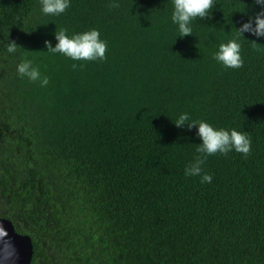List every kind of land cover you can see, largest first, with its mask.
I'll return each mask as SVG.
<instances>
[{"label":"trees","instance_id":"obj_1","mask_svg":"<svg viewBox=\"0 0 264 264\" xmlns=\"http://www.w3.org/2000/svg\"><path fill=\"white\" fill-rule=\"evenodd\" d=\"M171 11L71 0L47 16L40 0H0V219L30 237L29 264H264V38L236 31L261 8L214 0L183 38ZM61 28L97 29L105 59L46 52ZM229 39L238 69L212 58ZM25 58L47 86L17 75ZM181 112L247 133L249 153L208 156L211 183L186 177L200 141L173 124Z\"/></svg>","mask_w":264,"mask_h":264},{"label":"clouds","instance_id":"obj_2","mask_svg":"<svg viewBox=\"0 0 264 264\" xmlns=\"http://www.w3.org/2000/svg\"><path fill=\"white\" fill-rule=\"evenodd\" d=\"M71 0H40V12L47 16H59L70 6ZM260 6L261 11L254 17H249L236 29L239 36L244 33L259 39L264 38V0H253ZM214 0H172L171 22L176 26L178 37L192 36L193 21L209 16L213 8ZM55 44L45 40L44 49L51 54H61L72 61H103L107 43L100 38L97 29L92 28L83 32L67 34V30L61 28L53 34ZM177 37V38H178ZM18 46L14 42H8L6 51L15 53ZM241 44L238 39H229L219 43L212 53V58L221 67L226 69H238L242 66ZM77 67L76 63L71 65ZM16 73L20 78H26L30 82H38L41 87L49 83V78L43 75L38 66L30 59H22L16 65ZM178 128H195V135L200 143L196 145V155L185 166L186 177H199L201 183H211L212 175L204 172L203 165L208 156L219 153L227 155L229 152L240 153L244 156L250 151L251 138L242 131L234 128H217L207 121L191 120L188 112H181L173 123ZM7 231L0 226V255L10 254L11 244L6 237ZM4 258H7L6 256Z\"/></svg>","mask_w":264,"mask_h":264},{"label":"water","instance_id":"obj_3","mask_svg":"<svg viewBox=\"0 0 264 264\" xmlns=\"http://www.w3.org/2000/svg\"><path fill=\"white\" fill-rule=\"evenodd\" d=\"M0 226L7 231L6 240L11 244L10 254L0 255V264H29L33 249L30 237L15 232L11 222L4 218L0 219Z\"/></svg>","mask_w":264,"mask_h":264}]
</instances>
